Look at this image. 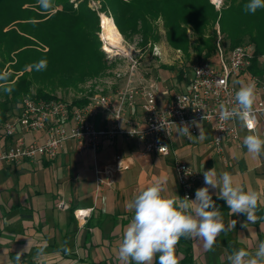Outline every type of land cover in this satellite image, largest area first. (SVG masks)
Segmentation results:
<instances>
[{
    "label": "crops",
    "instance_id": "1",
    "mask_svg": "<svg viewBox=\"0 0 264 264\" xmlns=\"http://www.w3.org/2000/svg\"><path fill=\"white\" fill-rule=\"evenodd\" d=\"M239 80L254 83L257 92L258 83L247 75ZM166 103L161 102L162 106ZM139 113L140 109L128 111L129 116ZM107 117L99 115L96 126L107 125ZM200 123L206 139L197 138V127L196 135L189 142L176 131L173 155L169 157L147 154L140 157L142 148L136 141L116 138L103 140L96 156L78 153L75 143L68 141L50 165L46 160L38 167L28 162L12 165L0 160V264L20 261L25 264H120L118 246L133 215L126 209L127 203L143 187L158 179L165 182L168 195L183 198L175 171L176 160L187 163L199 174L191 199L198 188L205 186L203 172L211 168L217 174L231 173L246 190L264 193V155L255 157L248 153L243 138L249 132L240 122L231 121L238 129V139L228 140L222 154L209 145L214 139L211 126ZM258 132L264 136V113L259 117ZM42 136L32 134L28 140H39ZM4 144L5 140L0 139V151ZM117 155L130 158L133 165L115 174L112 187H98L97 172L113 164ZM210 191L225 224L236 220L235 228L222 232L211 251L204 247L202 239L181 237L176 245L178 264H185L186 260L193 264H229L227 258L234 249L245 247L254 251L264 241V204L257 208L256 222L250 223L245 214L229 215L226 203L216 197L218 189ZM61 204L65 207H60ZM78 209H94L85 225L73 215ZM153 264H158V254Z\"/></svg>",
    "mask_w": 264,
    "mask_h": 264
},
{
    "label": "built area",
    "instance_id": "2",
    "mask_svg": "<svg viewBox=\"0 0 264 264\" xmlns=\"http://www.w3.org/2000/svg\"><path fill=\"white\" fill-rule=\"evenodd\" d=\"M216 59L215 64L202 62L196 65L184 92L170 98L165 106L161 105L155 82L132 78L114 97L97 94L84 106H73L61 97L24 100L20 108L0 125V139L5 140L0 160L12 165L28 162L38 167L43 160H56L68 141L75 143L78 153L96 156L103 140L116 138L136 141L147 155L169 157L173 155L172 141L177 126L191 124L193 120L211 126L214 139L209 145L222 154L226 142L238 139L239 133L231 124L232 120L219 121L220 103L234 100L235 91L240 85L233 82L243 75L258 83L254 104L258 132L259 117L264 113V77L257 78L250 72L254 59L252 47L228 50L220 39L216 46ZM261 63L264 64V57ZM219 81H223V84ZM180 99L186 107L180 106ZM137 109L141 113L128 115L129 110ZM102 114L108 115L109 123L98 128L95 119ZM206 114L208 118L203 120ZM221 123L223 130L217 127ZM190 132L191 138L182 135L187 142L197 133L194 125L190 127ZM32 134L43 136L39 140L29 141L28 136ZM161 147L165 148L160 152ZM174 164L183 197L191 199L199 174L181 160H176ZM132 165L130 158L115 156L113 164L97 172L98 187H112L115 174L130 169ZM187 170L191 175H186ZM93 210H76V220L85 225ZM18 264L25 263L20 261Z\"/></svg>",
    "mask_w": 264,
    "mask_h": 264
},
{
    "label": "trees",
    "instance_id": "3",
    "mask_svg": "<svg viewBox=\"0 0 264 264\" xmlns=\"http://www.w3.org/2000/svg\"><path fill=\"white\" fill-rule=\"evenodd\" d=\"M71 1L51 0L52 6L47 10H41L47 13L45 17L36 15L38 18L33 19V24H30L26 18L30 10L24 7L34 4L36 0H0V17L2 18L0 20V58H8L10 53L19 51L26 45L21 43L25 40L20 35L23 33L32 35L47 44L49 51L46 54L37 51L32 53L31 50L18 52L16 66L19 69L15 70L16 72H25L27 67H24V62L34 64L28 59L43 57L42 60L47 61V67L45 70L35 69L32 73L35 77L51 76L61 79L60 83L64 85H79L83 82L82 80L101 76L107 69L106 61L104 54L100 52L98 37L94 34L99 31L100 17L98 13L88 8L87 0H83L77 9ZM100 1L103 3L101 12L109 10L116 28L125 38L128 34L137 35L140 24L151 25L149 21L162 18L165 21L168 42L174 49L187 48L189 40L186 26H190L200 44L199 55L202 56L206 52L208 53L206 56L210 57L214 51L215 35H212V29L219 14L210 0ZM226 2V8L222 11L219 21L221 30L226 34L233 48L249 39L254 51L250 72L253 76L263 77L264 64L261 67L259 65L264 57V9H258L255 14H251L244 11L243 6L247 0H226ZM54 10L57 11L53 13ZM8 27L10 28L5 31ZM32 28L34 32L31 31ZM3 69L4 65L0 63V76L6 77L0 79V125L20 108L23 97L30 94L33 87V83L29 81L28 72L16 79V76L12 74H2ZM39 97L45 100L55 98L44 94ZM88 102V99H82L74 101L72 105L84 106ZM52 162L47 164L50 165ZM184 263L191 262L186 260Z\"/></svg>",
    "mask_w": 264,
    "mask_h": 264
},
{
    "label": "clouds",
    "instance_id": "4",
    "mask_svg": "<svg viewBox=\"0 0 264 264\" xmlns=\"http://www.w3.org/2000/svg\"><path fill=\"white\" fill-rule=\"evenodd\" d=\"M38 3L45 10L52 6L51 0H38ZM243 7L246 13L255 14L258 9H264V0H247ZM35 67L37 70L45 69L47 61L41 60ZM5 78L0 76V79ZM218 83L223 84V81ZM233 83L240 86L235 91L234 100L220 103L218 119L220 122L238 120L241 127L249 132L243 138V146L249 154L259 157L264 155V136L256 131L255 84L242 80ZM180 106L186 107L181 99ZM207 118L206 114L203 120ZM193 125L199 129L197 138L206 139L202 123L195 120L191 124L176 125L177 133L191 138L190 127ZM217 127L223 130L222 123ZM164 148L161 147L159 151ZM186 175L191 173L187 170ZM203 176L205 186L195 191L194 199L168 195L165 182L158 179L143 187L127 203L126 209L133 215L118 246L117 259L120 264H153L157 254L158 264H178L176 245L181 237L202 239L204 247L211 251L220 234L234 229L237 221L225 224L210 189H218L216 197L226 203L229 215L245 214L247 222H256V211L258 206L264 204V193L251 188L246 190L227 171L217 174L216 169L211 168L204 171ZM243 227L246 228L247 223ZM227 259L229 264H264V241H260L254 251L245 247L234 249Z\"/></svg>",
    "mask_w": 264,
    "mask_h": 264
},
{
    "label": "rangeland",
    "instance_id": "5",
    "mask_svg": "<svg viewBox=\"0 0 264 264\" xmlns=\"http://www.w3.org/2000/svg\"><path fill=\"white\" fill-rule=\"evenodd\" d=\"M82 1L83 0H72L71 3L74 5V8L77 9ZM210 1L219 14V17L212 29V35H215L213 45L214 51L211 53L210 57H207L208 53L206 52H204L202 56L199 55L200 44L190 26H186L189 40L186 46L187 48L184 50H176L171 47L167 39L165 21L162 18L155 21H149L151 25L140 24L139 33L137 35L128 34L127 38L118 31L122 37L121 45L118 48H112L114 53L108 52L107 50L111 49V47L108 46L107 42L103 39V34L106 31L105 26L103 25V17L112 20L113 17L108 9L106 12H101L103 3L100 0H87L88 8L98 13L100 17L99 31L94 32V34L98 37L100 43L99 49L100 52L104 54L107 69L98 78L82 80L83 82L79 85H64L60 83L61 79L59 78L57 79L51 76L35 77L32 74L36 69L35 65L38 63V60L41 61L43 57L40 59H28L29 62L34 64L31 65L24 62V67H27L25 72L29 73V81L33 83V87L31 88L30 94L23 97L22 102L27 99L45 100V98L39 97V95L42 96V94L47 95V97H61L62 100L72 104L74 101H80L82 99H88L89 101L91 97L97 94L110 96L116 94L120 90H123L129 79L132 78L134 80L138 79L155 82L158 85L160 101L162 104L166 103L168 98L181 93L186 88L196 65L202 62L215 64L217 60L216 46L220 39L226 49H234L226 34L222 32V27L219 22L222 11L226 8L227 2L226 0ZM24 8L30 10L28 17H26L30 24H33V19L38 18L36 15L45 17L44 15L47 14L41 12V10L43 11L44 9L39 5L38 0H36L34 4L25 5ZM56 11L57 10H54L53 13ZM1 19L2 18L0 17V20ZM10 27L5 28V31ZM31 31L34 32V28H32ZM20 35L25 38L21 43L26 45H24L21 50L10 53L8 58H0V63L4 65L2 74H12L13 76H16V79L25 73L15 71L19 69L16 66L18 52L22 50H31L30 52L32 53H34L33 51H37L41 54H46L49 51V46L47 44L32 37V35L28 36L23 33H20ZM206 37H208V35H206ZM237 47H252V43L249 39H246L245 42ZM22 66L23 63L21 67ZM140 147L142 148V146ZM139 151L140 157L146 156L143 148L142 152L141 150ZM96 202L97 199H95V203ZM60 207H65V205L61 204Z\"/></svg>",
    "mask_w": 264,
    "mask_h": 264
},
{
    "label": "bare ground",
    "instance_id": "6",
    "mask_svg": "<svg viewBox=\"0 0 264 264\" xmlns=\"http://www.w3.org/2000/svg\"><path fill=\"white\" fill-rule=\"evenodd\" d=\"M103 25L106 29L105 33L103 34V39L107 42L108 46L111 47V49L107 51L114 53L112 48H118L121 45L122 37L120 36V33L118 32L112 19H106L103 17Z\"/></svg>",
    "mask_w": 264,
    "mask_h": 264
}]
</instances>
